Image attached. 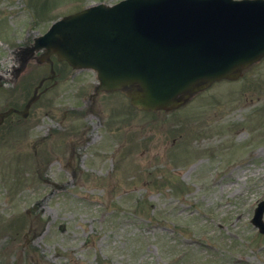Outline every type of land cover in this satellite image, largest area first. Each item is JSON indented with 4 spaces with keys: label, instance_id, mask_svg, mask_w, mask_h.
<instances>
[{
    "label": "rangeland",
    "instance_id": "1",
    "mask_svg": "<svg viewBox=\"0 0 264 264\" xmlns=\"http://www.w3.org/2000/svg\"><path fill=\"white\" fill-rule=\"evenodd\" d=\"M121 0H0V113L23 110L49 66L22 51L60 18ZM27 47V48H26ZM54 59V58H53ZM62 73L0 126V264H264V60L171 112L96 74ZM29 234V235H27Z\"/></svg>",
    "mask_w": 264,
    "mask_h": 264
},
{
    "label": "water",
    "instance_id": "2",
    "mask_svg": "<svg viewBox=\"0 0 264 264\" xmlns=\"http://www.w3.org/2000/svg\"><path fill=\"white\" fill-rule=\"evenodd\" d=\"M41 48L76 69L95 70L98 90H127L139 108L172 110L264 57V0L99 5L58 21L37 39L34 49ZM263 212L253 222L264 232Z\"/></svg>",
    "mask_w": 264,
    "mask_h": 264
},
{
    "label": "flooded vegetation",
    "instance_id": "3",
    "mask_svg": "<svg viewBox=\"0 0 264 264\" xmlns=\"http://www.w3.org/2000/svg\"><path fill=\"white\" fill-rule=\"evenodd\" d=\"M57 75L58 74H56L55 76V79L54 80H50L49 78H51V76H49V75H45V76H43L42 78H41V80H40V82H44L43 84H42V88L45 86V89L47 90L48 88H51L52 86H54V85H56L57 84V80H56V78H57ZM51 82V83H50Z\"/></svg>",
    "mask_w": 264,
    "mask_h": 264
},
{
    "label": "bare ground",
    "instance_id": "4",
    "mask_svg": "<svg viewBox=\"0 0 264 264\" xmlns=\"http://www.w3.org/2000/svg\"><path fill=\"white\" fill-rule=\"evenodd\" d=\"M11 71L5 72V73H0V76L4 79H8Z\"/></svg>",
    "mask_w": 264,
    "mask_h": 264
}]
</instances>
